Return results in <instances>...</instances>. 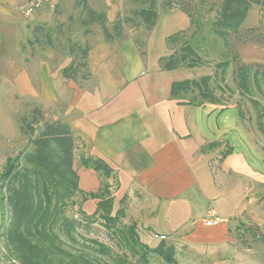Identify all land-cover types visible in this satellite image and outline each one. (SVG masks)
<instances>
[{
	"label": "crops",
	"instance_id": "obj_1",
	"mask_svg": "<svg viewBox=\"0 0 264 264\" xmlns=\"http://www.w3.org/2000/svg\"><path fill=\"white\" fill-rule=\"evenodd\" d=\"M91 38L87 40L91 73L87 82L66 80L63 70L59 73V67L63 69L72 63L69 56L60 63L58 57L49 56V61L41 60L40 67L37 66V98L55 109L52 122L61 120L69 124L83 142L74 162L80 190L98 193L104 183H109L115 208L126 207L138 230L146 229L151 222L172 229L193 225L190 231H195L191 238L195 243L207 241L213 233L222 239L220 230L211 234L209 230L220 224L228 226V218L235 213L227 214L225 210L234 206L236 202L231 199L239 196L230 193L232 189L227 183L231 175L225 167L233 162L234 155H241L245 147L254 143L241 112L221 103L197 106L180 104L171 98L172 85L186 81L181 70L189 69L162 70L161 59L174 54L178 49L175 44H168V49L162 39L157 47L149 44V49L142 50L139 40L126 34L111 42L104 38L97 46L90 43ZM248 46L250 43L242 46L241 55L246 48L254 50ZM152 48L157 51L154 58L150 56ZM82 156L108 162L114 169L112 178L107 180L96 171L83 168ZM260 186L264 187V177ZM251 187L245 186L241 194L244 203L254 208L246 209L242 203L235 217L239 225L246 222L245 214L263 226L259 219L264 218V193L259 198L260 193ZM200 197L213 199L216 205L221 204L220 208L201 213L197 209ZM90 201L97 205V201L87 200V215L96 211L85 210ZM172 212L175 218L171 221ZM219 215L227 219L221 221ZM212 219L216 223L206 225L215 222ZM172 244L178 253L182 245Z\"/></svg>",
	"mask_w": 264,
	"mask_h": 264
},
{
	"label": "rangeland",
	"instance_id": "obj_2",
	"mask_svg": "<svg viewBox=\"0 0 264 264\" xmlns=\"http://www.w3.org/2000/svg\"><path fill=\"white\" fill-rule=\"evenodd\" d=\"M77 1L51 0L32 17L26 18L18 10L24 0H0V189L3 188L4 174L14 159L31 149L30 138L20 132L19 118L31 114L37 108L44 112L45 121L52 122L55 118L53 106L49 103H41L37 98L39 61H49V56L58 57L59 63L66 56L73 61L70 54L72 44L84 46L88 44L87 40L93 34L90 43L94 46L104 41L103 30L98 25L91 28V34L85 35V30L80 25L82 10L77 7ZM88 1L94 10L106 13L107 26L111 33H113V25L118 16H130L132 11L143 8L142 3L144 2V0L137 3L135 0ZM158 1L159 18L153 30L148 32L144 27L134 29L126 25L123 36L126 34L127 37H135L141 44H145L146 49H149V44L150 47L153 45L157 47L158 40L162 39L168 49L170 38L176 39L174 44L178 49L189 43L203 60V64L192 69H182L180 75L184 78L183 80H199L202 77L214 75L217 65L225 60L220 54L224 48V42L213 32L215 14H204L197 6L194 11V20H192L183 9L175 7L167 11L162 7L163 0ZM249 14V20L244 24L246 28L264 26V14L261 8L253 6ZM38 27L43 28V31H38ZM47 32L52 35L53 46L44 44L43 35ZM136 32L137 35H135ZM98 37L102 40L100 41ZM248 47L254 50L246 48L242 55L240 51L241 59L246 63L264 65V49L256 44H250ZM156 53L155 48H152L150 56L154 58ZM76 62L84 63L82 58H78ZM60 68L62 67H59V73L66 67ZM79 73L78 80L87 82L91 79V73H88L87 69L81 67ZM222 87L224 90L216 93L218 99L221 100L222 105L236 107L241 112L245 127L250 132L251 141L254 142L249 148L245 147L241 155H234L233 162L225 167L231 175L227 183L232 189L230 193H238L239 196L231 199L236 203L230 209L225 210L227 214L235 213L231 219L228 218V226L220 224L219 227L209 230L210 234L220 230L219 235L222 239L216 238V234L213 233L207 241L195 243L196 240L191 239L195 231H190L193 225L184 229H172L169 225L163 227V224L157 226L156 222H151V225L148 223L149 225L145 226L148 229L145 234L146 229L138 230L137 227L138 233L142 232V237L140 236L142 243L147 245L152 240L149 246L151 248L158 247L162 238L170 244L178 242L182 245L177 253L179 264H264V243H255L251 245V250H247L235 239V229L239 225V219L235 216L244 203L242 189L248 185L252 186V190L260 193L259 198L264 193V187L260 186L264 177V84L262 85L263 91L253 86L251 94L240 92L235 82L232 66L226 71L225 83H222ZM38 130H42V125ZM4 193H7L5 189L0 192V264H31L18 256L14 244L4 236L3 227L7 226L10 219V213L5 211L1 203ZM77 197L76 206L70 205L66 208L67 216L79 219L81 223V227L74 236L76 241H69L64 233L58 232L60 243L57 244L58 248H51L47 260L53 264H74V262L82 264L78 259L83 257L90 264H141L137 258L120 246L112 230L107 229L100 221L82 219V214L86 213L85 203L82 196ZM200 200L197 209L200 208L201 213L204 214H207L208 210H218L221 205L219 201V205H216L215 201L209 197L207 199L200 197ZM244 207L250 210L254 208L247 203H244ZM95 209L93 201L85 206L88 213H92ZM260 212L262 214V210ZM217 217L221 221L227 219L222 215ZM243 217L246 222L255 223L251 216L244 214ZM174 218L173 212L169 214L171 221ZM259 222H263L261 227L264 228V218L259 219ZM134 224L133 218L128 214L127 218L119 224V228L129 229ZM93 241L108 247L109 254L101 253ZM149 261V264H165L157 256H151Z\"/></svg>",
	"mask_w": 264,
	"mask_h": 264
},
{
	"label": "trees",
	"instance_id": "obj_3",
	"mask_svg": "<svg viewBox=\"0 0 264 264\" xmlns=\"http://www.w3.org/2000/svg\"><path fill=\"white\" fill-rule=\"evenodd\" d=\"M141 0H135V3ZM143 8L131 12L130 16H118L113 25V33L107 26V15L94 10L88 0H78L77 7L82 10L80 25L85 35L91 34L93 26H100L107 42L120 39L126 25L136 29L144 27L148 32L155 27L158 18V0H144ZM199 6L201 12L215 14L213 23L214 34L223 40L224 49L221 56L225 59L217 65L212 76H205L199 80L176 82L171 87V98L180 104L204 106L205 104H220L217 92L223 91L226 71L234 67V78L237 88L242 93L251 94L254 86L263 91L264 65L246 63L241 59L240 49L246 44H256L264 49V26L244 28V24L253 6L262 9L264 14V0H163L164 10L175 7L183 11L194 20L195 8ZM43 28H37L43 31ZM44 44L53 46L52 35H43ZM174 44L176 39L170 38ZM142 50L145 44L139 43ZM173 55L161 59L164 71L177 70L182 67L189 69L203 64V60L187 43L179 47ZM90 46L72 44L70 54L72 63L62 71L66 80L77 81L80 68H88ZM82 58L84 63H77ZM90 75V74H89ZM18 124L22 135L30 138L31 149L20 154L11 163L3 177L0 192L5 191L1 203L7 213H10L9 223L4 228V236L14 244L18 256L31 264H53L47 260L51 248H58L59 233H64L69 241H76L74 236L81 227L79 219L70 218L66 208L76 206L77 196L83 197V202L92 199L97 201L96 211L92 215L82 214V219L100 221L107 229L113 231L120 246L125 248L141 264H149L151 256L159 257L165 264H179L177 249L165 238L158 247L151 248L141 242L135 223L129 229H120L119 224L127 218L126 207L115 208L114 197L109 183H104L98 193H83L80 190V176L75 170L74 162L77 150L83 142L77 137L71 126L61 120L45 121V114L41 109H35L29 115L19 118ZM42 125V130L38 128ZM8 164V162H7ZM85 169H92L105 179L112 178L114 169L103 159H80ZM81 222H83L81 220ZM236 242L247 250L253 244L264 243V228L244 222L239 225L235 235ZM254 242V243H252ZM101 253L109 254L110 249L93 241ZM82 259V260H81ZM79 263L90 264L83 257ZM75 264V262H74Z\"/></svg>",
	"mask_w": 264,
	"mask_h": 264
},
{
	"label": "built area",
	"instance_id": "obj_4",
	"mask_svg": "<svg viewBox=\"0 0 264 264\" xmlns=\"http://www.w3.org/2000/svg\"><path fill=\"white\" fill-rule=\"evenodd\" d=\"M51 0H27L26 2L22 3L18 10L26 17L30 18L33 14L41 9L43 5L49 3ZM213 221L206 222V225L211 226L215 224Z\"/></svg>",
	"mask_w": 264,
	"mask_h": 264
}]
</instances>
